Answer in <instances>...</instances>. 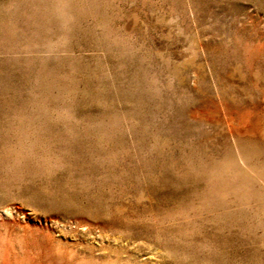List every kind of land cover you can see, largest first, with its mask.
I'll return each instance as SVG.
<instances>
[{
    "label": "rangeland",
    "instance_id": "374dc122",
    "mask_svg": "<svg viewBox=\"0 0 264 264\" xmlns=\"http://www.w3.org/2000/svg\"><path fill=\"white\" fill-rule=\"evenodd\" d=\"M0 264H264V0H0Z\"/></svg>",
    "mask_w": 264,
    "mask_h": 264
}]
</instances>
